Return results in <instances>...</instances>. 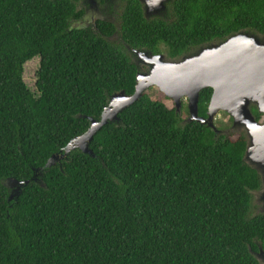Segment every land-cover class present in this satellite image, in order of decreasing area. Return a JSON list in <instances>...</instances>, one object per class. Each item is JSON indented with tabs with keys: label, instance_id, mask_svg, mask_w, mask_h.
Instances as JSON below:
<instances>
[{
	"label": "trees",
	"instance_id": "obj_1",
	"mask_svg": "<svg viewBox=\"0 0 264 264\" xmlns=\"http://www.w3.org/2000/svg\"><path fill=\"white\" fill-rule=\"evenodd\" d=\"M80 15L73 0H0V264H264L245 139L183 120L163 93L104 126L96 157L77 149L48 166L111 96L134 94L142 71L128 47L176 59L243 30L264 35V0H170L165 19L129 0L124 44L107 40L108 24L72 27ZM37 57L34 93L24 70ZM212 93L201 91L200 116ZM9 179L29 184L10 199Z\"/></svg>",
	"mask_w": 264,
	"mask_h": 264
},
{
	"label": "water",
	"instance_id": "obj_2",
	"mask_svg": "<svg viewBox=\"0 0 264 264\" xmlns=\"http://www.w3.org/2000/svg\"><path fill=\"white\" fill-rule=\"evenodd\" d=\"M145 17L158 15L166 10L170 0H140ZM139 64L148 71L137 74L135 92L129 96L125 91L111 96L99 120L90 118L87 132L65 148V152L54 155L48 166L55 160L65 159L71 151L79 149L84 154L96 157L90 148L95 135L106 125L119 122V115L138 102L151 88H158L170 99L181 116L183 102L187 101L189 118L187 122H198L213 129L216 134L215 119L220 112L228 113L234 120V127L245 124L250 131L251 142L247 144L244 160L253 167L264 169V125L259 124L250 109L257 105L264 114V42L257 36L238 33L225 41L202 45L189 54L171 59L166 54L135 51ZM206 88L213 90L208 105L207 117L199 115L200 93ZM260 173V171H259ZM29 181L9 179L6 187L12 190L10 199L18 195ZM264 190V188H263ZM264 198V191H263ZM255 257L264 263V249L259 247Z\"/></svg>",
	"mask_w": 264,
	"mask_h": 264
},
{
	"label": "flooded vegetation",
	"instance_id": "obj_3",
	"mask_svg": "<svg viewBox=\"0 0 264 264\" xmlns=\"http://www.w3.org/2000/svg\"><path fill=\"white\" fill-rule=\"evenodd\" d=\"M138 1L142 5L143 14L145 17L144 6L140 0H138ZM73 2L75 3V6H76L78 13H81V15H80L79 19H77L71 23L72 27H76L79 29H91L97 33L98 32V28H97L98 24H102V23L108 24V25H110V27L114 28V31L112 32V34L105 36L107 38V40H109L111 42L124 44L123 36L121 33V28H122L124 10H125V7L128 6L129 0H73ZM166 17H167V8H166V10L160 12L158 15H151L150 19H165ZM239 33H248L250 35H255L261 41L264 42V35H262L260 33H257V32L251 31V30H243ZM221 42H223V41H220L218 43H221ZM198 48H195L192 51H195ZM128 49L132 53V55L135 57L134 59L137 60L136 63L139 66V60H138L139 57L135 53V51H138V50H131L129 47H128ZM192 51H190L189 53H191ZM162 53H164V52H162ZM159 54H161V53H159ZM186 103L188 105L187 101H186ZM250 109H251V112H252L255 120L259 124L264 125V114L259 111L258 106L251 104ZM255 111H257L260 115L259 116L256 115ZM222 113H224L225 115L228 116L229 124L226 125V127L223 129H218L215 126L216 129L218 130V135L227 136V137H231L234 135L236 137L242 136L246 141V151H247V144L251 142L250 131H249L248 127L243 123H239V124L235 125V127H234L233 118L226 112H222ZM183 120H185V119L183 118ZM232 127H234V130L233 131L229 130ZM237 130H239V132H236ZM226 132H236V133L226 134ZM245 155H246V153H245ZM246 163L251 168L256 170L260 176L261 188L254 193L253 207L255 208L256 214H264V206L258 208L256 205V198L257 197L261 198V200H262L261 203L264 205V198L262 195H260L261 194L260 191L264 188V169L262 167H253L247 161H246ZM259 171H260V173H259Z\"/></svg>",
	"mask_w": 264,
	"mask_h": 264
},
{
	"label": "rangeland",
	"instance_id": "obj_4",
	"mask_svg": "<svg viewBox=\"0 0 264 264\" xmlns=\"http://www.w3.org/2000/svg\"><path fill=\"white\" fill-rule=\"evenodd\" d=\"M165 54V52L163 53ZM135 58V57H134ZM135 61H137L135 59ZM40 62V59L37 57V58H34L33 60L29 61L26 65H25V70H24V80L28 86V88L34 92V93H37L36 91V81H37V71L39 69V63ZM139 68L141 69V71H148V68L147 66H144V65H141L139 64ZM148 93H150L151 95H154L155 93L158 95V93L160 92V90L158 88H151L149 89L148 91H146ZM161 93V92H160ZM183 103H186V101H184ZM174 105L173 102H170L168 104V107L169 108H172ZM187 105V103H186ZM181 118L183 119H188L189 118V113H188V110L187 112L183 109L182 107V114H181ZM229 124V120H228V116L225 115L224 113L220 112L218 114V116L216 117L215 119V126L218 128V129H223L226 127V125ZM229 130L233 131L234 130V127L230 128ZM236 132H239V130H237ZM236 132H226V134L228 133H236ZM233 138H236V136H232ZM263 189L260 191V195L263 196ZM262 200L260 197H257L256 198V205L257 207H263L264 205L261 203Z\"/></svg>",
	"mask_w": 264,
	"mask_h": 264
}]
</instances>
